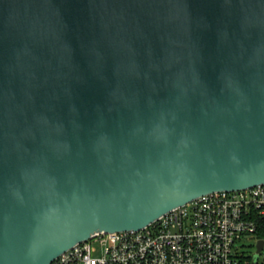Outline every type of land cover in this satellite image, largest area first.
<instances>
[{
    "label": "water",
    "instance_id": "water-1",
    "mask_svg": "<svg viewBox=\"0 0 264 264\" xmlns=\"http://www.w3.org/2000/svg\"><path fill=\"white\" fill-rule=\"evenodd\" d=\"M262 183L264 0H0V264Z\"/></svg>",
    "mask_w": 264,
    "mask_h": 264
},
{
    "label": "built area",
    "instance_id": "built-area-1",
    "mask_svg": "<svg viewBox=\"0 0 264 264\" xmlns=\"http://www.w3.org/2000/svg\"><path fill=\"white\" fill-rule=\"evenodd\" d=\"M264 228V183L214 191L137 230L100 232L49 264H236V244Z\"/></svg>",
    "mask_w": 264,
    "mask_h": 264
},
{
    "label": "rangeland",
    "instance_id": "rangeland-1",
    "mask_svg": "<svg viewBox=\"0 0 264 264\" xmlns=\"http://www.w3.org/2000/svg\"><path fill=\"white\" fill-rule=\"evenodd\" d=\"M238 252H245L251 256H254L256 250V239L248 238L242 239L236 244ZM257 264H264V248L260 251L257 257Z\"/></svg>",
    "mask_w": 264,
    "mask_h": 264
},
{
    "label": "trees",
    "instance_id": "trees-1",
    "mask_svg": "<svg viewBox=\"0 0 264 264\" xmlns=\"http://www.w3.org/2000/svg\"><path fill=\"white\" fill-rule=\"evenodd\" d=\"M253 238L256 239H264V228H261L257 231ZM264 248V247H263ZM236 264H257V260H254L253 256L246 254L245 252H237L235 255Z\"/></svg>",
    "mask_w": 264,
    "mask_h": 264
}]
</instances>
